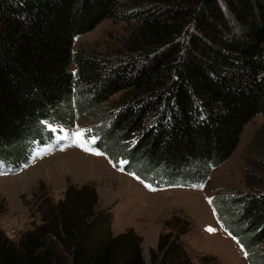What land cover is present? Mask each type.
I'll return each mask as SVG.
<instances>
[{
	"label": "trees",
	"instance_id": "16d2710c",
	"mask_svg": "<svg viewBox=\"0 0 264 264\" xmlns=\"http://www.w3.org/2000/svg\"><path fill=\"white\" fill-rule=\"evenodd\" d=\"M107 18L135 24L126 50L75 51ZM119 92L98 150L156 188L206 184L264 115V0H0V174L51 144L48 124L73 127ZM97 204L94 189L70 186L20 240L0 230V264H147L140 238L114 235ZM214 206L249 264H264V188ZM177 240L159 249L170 258Z\"/></svg>",
	"mask_w": 264,
	"mask_h": 264
},
{
	"label": "rangeland",
	"instance_id": "374dc122",
	"mask_svg": "<svg viewBox=\"0 0 264 264\" xmlns=\"http://www.w3.org/2000/svg\"><path fill=\"white\" fill-rule=\"evenodd\" d=\"M134 31V23L107 18L78 36L74 50L113 57L126 50ZM124 98V92L116 93L101 107L77 115L73 127L55 124L63 129L60 137L90 130L84 139L95 137L98 144L102 127L122 106ZM44 143L38 157L21 172L0 174V230L9 239L18 241L41 225L49 204L52 207L64 200L70 186H89L97 194L96 211L111 208L113 234L128 232L140 238L147 264H171L177 255L185 264H249L247 253L218 219L214 202L264 188V115L246 125L236 151L199 188L151 186L155 190H149L146 185L150 183L121 171L102 151L76 146L72 137L56 149ZM209 227L215 231H207ZM161 239H178L175 255L168 258L159 249ZM47 241L56 249L61 246L54 237ZM261 247L264 250V244Z\"/></svg>",
	"mask_w": 264,
	"mask_h": 264
},
{
	"label": "snow or ice",
	"instance_id": "6c2138e0",
	"mask_svg": "<svg viewBox=\"0 0 264 264\" xmlns=\"http://www.w3.org/2000/svg\"><path fill=\"white\" fill-rule=\"evenodd\" d=\"M86 132H90V130H78V131H75V132L71 133L72 142L76 146L83 148L85 151H93V149L90 148L87 145L89 143L94 144L95 143V137L90 138V140H85L84 137H85ZM95 154L99 155L100 153L97 152ZM120 170L123 171V168L121 167ZM146 187H148L149 190H153V191L155 190V189H152L151 185H146ZM209 203H211V200L209 201ZM206 230L209 231V232H214L215 231V229H213L211 227H209Z\"/></svg>",
	"mask_w": 264,
	"mask_h": 264
}]
</instances>
